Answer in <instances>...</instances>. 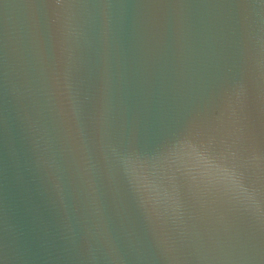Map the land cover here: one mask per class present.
I'll return each instance as SVG.
<instances>
[{
    "label": "water",
    "instance_id": "1",
    "mask_svg": "<svg viewBox=\"0 0 264 264\" xmlns=\"http://www.w3.org/2000/svg\"><path fill=\"white\" fill-rule=\"evenodd\" d=\"M0 264H264V0H0Z\"/></svg>",
    "mask_w": 264,
    "mask_h": 264
}]
</instances>
